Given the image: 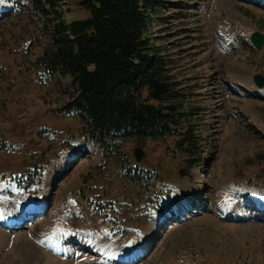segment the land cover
<instances>
[{"label":"rangeland","instance_id":"rangeland-1","mask_svg":"<svg viewBox=\"0 0 264 264\" xmlns=\"http://www.w3.org/2000/svg\"><path fill=\"white\" fill-rule=\"evenodd\" d=\"M29 1L0 2V264H116L144 247L134 264H264V90L252 79L264 76V45L250 43L264 35V0H152L150 42L195 138L126 139L109 159L65 110L68 80L36 67L49 27Z\"/></svg>","mask_w":264,"mask_h":264},{"label":"trees","instance_id":"trees-1","mask_svg":"<svg viewBox=\"0 0 264 264\" xmlns=\"http://www.w3.org/2000/svg\"><path fill=\"white\" fill-rule=\"evenodd\" d=\"M29 3L41 28L49 27L48 47L35 65L49 78L68 80L72 93L65 110L83 118V136L97 144L104 159L126 139L172 138L180 148L193 143V114L184 109L168 64L150 42L154 1ZM71 5L87 17L67 21ZM24 181L11 184L22 189Z\"/></svg>","mask_w":264,"mask_h":264},{"label":"water","instance_id":"water-1","mask_svg":"<svg viewBox=\"0 0 264 264\" xmlns=\"http://www.w3.org/2000/svg\"><path fill=\"white\" fill-rule=\"evenodd\" d=\"M250 43L256 50H260L264 45V35L260 33L252 34L250 37ZM253 83L258 89H264V76L255 74L253 76ZM133 156L136 163H140L146 157L145 152L141 148H135L133 150Z\"/></svg>","mask_w":264,"mask_h":264},{"label":"bare ground","instance_id":"bare-ground-1","mask_svg":"<svg viewBox=\"0 0 264 264\" xmlns=\"http://www.w3.org/2000/svg\"><path fill=\"white\" fill-rule=\"evenodd\" d=\"M41 210H42L41 208L38 209V211H41ZM18 220H19V221H18ZM20 220H21V219L19 218V219H16V220H14V221H13V220L10 221V223H9V221H8V222H5L6 225L4 224V226H7V227L10 226L11 228L19 227V226H21V225H20ZM12 224H13L14 226H12ZM86 241H87V243L82 244L81 248H82V249H85V250H88V248H89L88 246L91 245L90 243L93 241V239H88V238H87ZM101 249H104V248H102L101 246H99V247H98V250H95V251H98L97 254H100V255L103 254V251H102ZM49 250L52 251V252H54V253H56V252H61L60 248H59L58 246H55V245H52V247H49ZM95 251H94V252H95ZM141 252H142V251H141ZM141 252H139V254H140ZM62 253L66 255V252H62ZM97 254H95V255H97ZM139 254H138V255H139ZM103 257H105V260H106V261H109V257H108L106 254H104ZM133 257L135 258L134 255H132L131 257H123L122 260L132 259ZM106 261H103V262L107 263ZM121 263H122V262H119V264H121Z\"/></svg>","mask_w":264,"mask_h":264},{"label":"snow or ice","instance_id":"snow-or-ice-1","mask_svg":"<svg viewBox=\"0 0 264 264\" xmlns=\"http://www.w3.org/2000/svg\"><path fill=\"white\" fill-rule=\"evenodd\" d=\"M0 2H2V0H0ZM227 203V202H226Z\"/></svg>","mask_w":264,"mask_h":264}]
</instances>
